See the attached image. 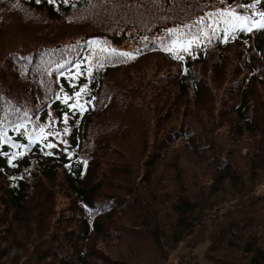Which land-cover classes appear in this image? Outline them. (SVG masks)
<instances>
[{
	"label": "trees",
	"instance_id": "obj_1",
	"mask_svg": "<svg viewBox=\"0 0 264 264\" xmlns=\"http://www.w3.org/2000/svg\"><path fill=\"white\" fill-rule=\"evenodd\" d=\"M226 8L264 0H0V264H264L259 30L196 23Z\"/></svg>",
	"mask_w": 264,
	"mask_h": 264
},
{
	"label": "snow or ice",
	"instance_id": "obj_2",
	"mask_svg": "<svg viewBox=\"0 0 264 264\" xmlns=\"http://www.w3.org/2000/svg\"><path fill=\"white\" fill-rule=\"evenodd\" d=\"M49 2H52V0H49ZM67 2V0H65ZM37 3H39V0H37ZM241 8L243 6H240ZM248 7H252V5H249ZM254 16H259V19H254ZM197 25H203V27L200 29L201 34L204 36V38L208 39L210 41L212 35L217 34V30H222L223 31V36H224V41L226 42L229 35L231 34L232 38H235V33L236 32H245V31H252L254 28L257 30L264 29V12L261 13H253L251 16L243 14L238 11H233L231 9H215L213 12H208L204 17H201L197 20ZM187 27V25H185ZM204 28H207L208 31L205 32ZM169 33H172L174 35L179 34L178 29H168L167 30ZM184 35L190 36V39L185 40L181 42L180 40L174 39L172 41L171 46H166L165 51L170 52V53H175L174 58L178 60L183 59V55H180L179 52L182 50L184 53H187L191 55V45L195 44L197 47L200 45V39L198 36L191 34V33H185ZM113 52H115V49H112ZM123 56L126 57H133V53H128V52H122L120 53ZM85 89L81 88L80 92H74L73 97H75V102L74 103H68V100L71 99L72 97L65 96L64 101L68 109L70 110H76L79 112L84 111V104H82L79 100V97L81 95V92H83ZM64 123L67 125L68 121V113L64 114ZM68 127L66 126L63 129V133L67 134L68 132ZM46 135H51L54 136L59 143L65 145L63 148V151L67 153L69 157H71L72 153L69 151L67 144L68 141L65 139H62L61 133L56 131L54 128L50 129L49 132L45 133L43 127L40 129V132L36 135L34 138H30V143L33 142L34 139H43L44 136ZM7 143H11V141H5ZM13 147H19L17 145H12ZM45 146L47 148H55L57 147V144L52 143L51 141L46 142ZM24 148L27 147V145L22 146ZM7 157V162L11 165L13 160L15 159L16 156L22 155V153H13L12 155H8L7 153H2ZM51 154V153H47ZM83 163H87V161H83Z\"/></svg>",
	"mask_w": 264,
	"mask_h": 264
},
{
	"label": "rangeland",
	"instance_id": "obj_3",
	"mask_svg": "<svg viewBox=\"0 0 264 264\" xmlns=\"http://www.w3.org/2000/svg\"><path fill=\"white\" fill-rule=\"evenodd\" d=\"M258 41L261 44L262 56L264 57V29L259 30ZM208 246L209 242L206 241L193 250L183 247L171 264H210L204 259V253Z\"/></svg>",
	"mask_w": 264,
	"mask_h": 264
}]
</instances>
